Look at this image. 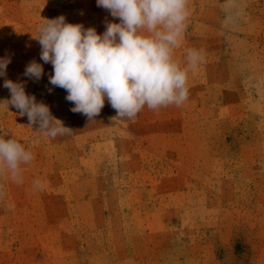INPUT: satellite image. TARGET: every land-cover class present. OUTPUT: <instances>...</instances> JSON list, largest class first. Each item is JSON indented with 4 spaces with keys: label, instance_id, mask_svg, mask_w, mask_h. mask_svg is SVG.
<instances>
[{
    "label": "rangeland",
    "instance_id": "obj_1",
    "mask_svg": "<svg viewBox=\"0 0 264 264\" xmlns=\"http://www.w3.org/2000/svg\"><path fill=\"white\" fill-rule=\"evenodd\" d=\"M188 10L174 59L183 67L190 48L203 57L188 99L134 120L113 118L105 100L89 121L49 83L37 26L63 15L101 34L118 19L96 0H0L7 79L72 129L54 140L35 131L7 107L0 76V136L35 155L22 184L0 173V264H264V0ZM33 59L39 81L24 76Z\"/></svg>",
    "mask_w": 264,
    "mask_h": 264
},
{
    "label": "clouds",
    "instance_id": "obj_2",
    "mask_svg": "<svg viewBox=\"0 0 264 264\" xmlns=\"http://www.w3.org/2000/svg\"><path fill=\"white\" fill-rule=\"evenodd\" d=\"M189 0H96L119 22H107L98 34L95 27L69 23L63 15L37 26L40 59L52 65L49 83L67 92L73 113L95 120L105 100L117 119L134 120L145 107L159 111L181 106L189 96L188 72L202 61L201 52L188 49L185 64L174 59L189 16ZM9 57L0 58V76L10 92L5 100L28 125L50 140L72 129L55 118L47 104L25 91V82L7 79ZM44 68L30 61L24 76L39 81ZM52 91L51 88L48 89ZM35 160L34 153L14 137L0 136V173L16 184L24 182L22 165ZM43 187L39 179L33 189ZM5 191L0 185V198ZM11 207V206H10Z\"/></svg>",
    "mask_w": 264,
    "mask_h": 264
}]
</instances>
